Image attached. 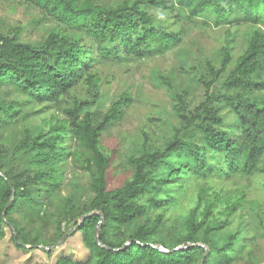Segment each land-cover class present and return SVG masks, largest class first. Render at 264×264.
Instances as JSON below:
<instances>
[{
  "label": "trees",
  "instance_id": "16d2710c",
  "mask_svg": "<svg viewBox=\"0 0 264 264\" xmlns=\"http://www.w3.org/2000/svg\"><path fill=\"white\" fill-rule=\"evenodd\" d=\"M18 1L34 6L42 22L52 20L55 25L41 44L20 41L16 30L0 33V87L7 85L23 96L0 100V136L32 105L42 106L24 117L57 105L64 118L49 133L24 132L16 145L28 154L20 171L6 168L0 147V238L9 223L18 242L12 235L14 246L26 251L39 244L55 245L73 226L69 235L80 233L87 255L83 259L59 255L54 264H236L242 259L247 240L226 227L230 216L244 207V191L222 187L212 191L201 185L179 238L164 234L155 240L163 230L161 213L150 222L138 221L171 201L187 176L203 181L211 174L227 178L264 173V33L258 26L264 27V0H134L115 5L92 0ZM174 8L188 20L203 17L216 26L237 21L255 28L235 60L231 37L222 47L220 68L206 62L208 73L199 78L203 99L193 110L175 94L180 127L160 145L144 143L138 155L128 158L130 177L109 188L110 157L102 147V135L122 117L130 96L123 94L106 111L84 110L87 101L72 106L64 102L82 84L97 87L99 61H137L179 45L183 26L171 16ZM222 73L220 89H215ZM61 130L70 142L67 147L59 143ZM69 161L87 173L93 192L80 209L60 192ZM219 204L223 209L216 215ZM101 215L98 240L103 246L94 237ZM53 225L54 238L43 240Z\"/></svg>",
  "mask_w": 264,
  "mask_h": 264
},
{
  "label": "rangeland",
  "instance_id": "374dc122",
  "mask_svg": "<svg viewBox=\"0 0 264 264\" xmlns=\"http://www.w3.org/2000/svg\"><path fill=\"white\" fill-rule=\"evenodd\" d=\"M103 5H115L121 1L134 0H92ZM183 26V39L161 54L137 61H99L96 73L99 82L96 88L87 84L80 85L73 96L68 98L65 106L75 102L87 101L84 110L99 108L106 111L112 103L123 94H128L131 101L123 106L122 117L115 121L102 135V147L110 157V167L107 172V186H120L131 175L128 158L138 155L144 143L153 142L160 145L172 136L180 127V119L174 110L175 94L181 95L187 108L193 110L203 99V87L199 83L200 76L207 75L206 62L209 61L217 69L223 58V46L228 38L234 37L233 59L242 51L244 40L255 28L251 23L234 21L231 24L216 26L211 20L199 17L188 20L182 10L174 8L170 13ZM156 16L159 17L156 12ZM52 20L42 22L40 12L28 3L18 0H0V33L9 34L16 30L18 39L32 44H41L48 33L54 28ZM264 33V27L258 25ZM225 73L221 74L215 83V89H220ZM23 96L15 94L7 85L0 87V100H21ZM42 105H32L24 108L14 125L0 136V147L5 153V166L10 172L20 171L25 166L28 154L18 150L16 145L24 138V132L36 135L40 132H50L56 126L57 120H62L64 114L57 105H51L45 111L30 114L24 113L40 108ZM189 114V113H188ZM224 115L231 116L228 111ZM63 138L59 140L62 146L70 142L65 130L60 131ZM1 137H5L2 140ZM61 196L68 198L80 209L90 201L93 192L87 173L69 161L66 166ZM204 181V182H203ZM187 176L182 188L174 193V198L158 209H152L139 223L150 222L161 213L163 230L155 240L167 234L179 238L184 231V221L187 214L196 207L198 190L201 185H207L212 191L222 187L224 190H240L245 192L244 207L230 216L228 231L238 230L240 236L246 238L247 253L236 264H264V173H256L250 177L233 175L220 178L211 174L204 180ZM204 183V184H203ZM223 206L214 210L219 215ZM17 217V215H15ZM137 224H133V228ZM70 230H74L72 226ZM68 235L55 247L45 251L39 247L23 251L17 249L12 241L13 231L5 227L4 236L0 238V264H54L59 255H71L83 259L87 255L81 242L79 232ZM54 225L42 235L43 240L54 238ZM48 247L44 244H39ZM180 244L179 246H181ZM51 252V253H49ZM249 252V253H248Z\"/></svg>",
  "mask_w": 264,
  "mask_h": 264
},
{
  "label": "water",
  "instance_id": "95a60500",
  "mask_svg": "<svg viewBox=\"0 0 264 264\" xmlns=\"http://www.w3.org/2000/svg\"><path fill=\"white\" fill-rule=\"evenodd\" d=\"M14 194V193H13ZM13 194H12V198H11V200L8 202V204H7V206H6V208L10 205V203L12 202V200H13ZM6 208L3 210V212H2V219L5 221V211H6ZM93 213H95V212H93ZM89 215V214H88ZM85 217V215L84 216H82L81 217V220L83 219ZM103 220V216L101 215V219H100V221H99V223H98V225L95 227V229H94V237H95V240H96V242L100 245V246H103V244L98 240V230H99V227H100V223H101V221ZM9 226H10V224L9 223H7ZM12 231H13V227H12ZM68 235V232H66L62 237H61V239L55 244V245H53V246H49V247H45V246H42V245H36V247H39V248H41V249H43V250H45V251H48L51 247H55L61 240H63L64 238H66V236ZM14 240L16 241V238H15V235H14ZM17 242V241H16ZM18 243V242H17ZM158 248H161V245H158ZM207 253V250L205 251V254Z\"/></svg>",
  "mask_w": 264,
  "mask_h": 264
},
{
  "label": "clouds",
  "instance_id": "9594fccd",
  "mask_svg": "<svg viewBox=\"0 0 264 264\" xmlns=\"http://www.w3.org/2000/svg\"><path fill=\"white\" fill-rule=\"evenodd\" d=\"M160 18L162 19L163 17L161 16Z\"/></svg>",
  "mask_w": 264,
  "mask_h": 264
}]
</instances>
